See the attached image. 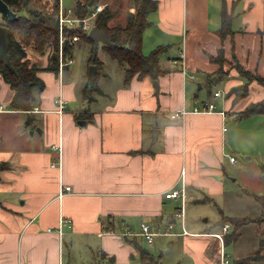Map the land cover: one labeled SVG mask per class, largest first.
I'll return each instance as SVG.
<instances>
[{
	"label": "crops",
	"instance_id": "crops-1",
	"mask_svg": "<svg viewBox=\"0 0 264 264\" xmlns=\"http://www.w3.org/2000/svg\"><path fill=\"white\" fill-rule=\"evenodd\" d=\"M118 1L124 7L120 19L113 20L124 23L135 8L126 3L131 0ZM157 1L142 38L145 54L164 47L160 66L165 73L157 79L134 76L124 84L123 70V77L110 83L106 72L99 81L100 72L96 87L85 95L89 58L75 62L73 51L58 71H38L45 84L40 100L23 111L4 106L10 105L14 92L0 76V162L8 163L0 170V264H71L77 246L89 252L91 264H143L140 259L153 258L148 250L141 255L138 238L146 241L135 231L142 222L164 230L171 221L172 228L182 223L179 235L186 232L185 241L199 250L193 264H223L227 241L222 236L228 233L223 223L220 232L187 234L184 216L172 220L181 199L165 193L185 191L184 205L187 193L198 197V190L222 192L223 156L229 144L228 129L222 127L235 112L264 99V91L259 99L245 102L244 97L226 95L227 89L242 83L230 69L225 91L218 89L223 102L213 100L214 112L188 113L177 120L170 113L178 107L190 110L209 97L210 92L200 97L193 80L198 73L205 75L203 88L231 59L264 75V0ZM219 52L222 62L210 58ZM38 57L45 67L47 55ZM250 87L259 93L263 89L257 83ZM57 97L65 100L63 108ZM66 185L69 191L63 190ZM233 262L229 258V264Z\"/></svg>",
	"mask_w": 264,
	"mask_h": 264
},
{
	"label": "rangeland",
	"instance_id": "rangeland-1",
	"mask_svg": "<svg viewBox=\"0 0 264 264\" xmlns=\"http://www.w3.org/2000/svg\"><path fill=\"white\" fill-rule=\"evenodd\" d=\"M72 1L73 0H61V3L62 6L67 7L71 5L70 3ZM116 1L117 6L114 4V7H110L114 10L115 7L119 8L115 10V12H117L116 16L120 19V14L124 5L122 1ZM116 1L111 3H115ZM126 3L132 2L128 1ZM40 4L49 7L51 6V1L40 0ZM2 20V16L0 15V21ZM114 23H116L114 20L110 22V24ZM0 24L3 25L2 22ZM90 48V44H86L85 42L78 43L74 50L75 62L84 60V58L87 60V58H89ZM28 54L31 58L36 60L38 65H42V58L38 57L31 50H28ZM97 57L104 63L103 70L99 75V81L104 79L103 74L106 72L110 75V83H117L121 79V76L123 77V65H119L117 61L110 58L103 50L101 43H99L97 48ZM45 62L44 60V63ZM236 62L235 59H231L228 61V67L225 70L221 68L223 70L220 69L210 76V79L214 76L217 77L212 83L209 84L206 79L204 87L198 90L200 97L204 94L206 95L208 92H210L209 95L212 96L216 89L225 91V84L232 77L228 76L229 70L235 69L234 66ZM236 72L237 75L242 78V83L233 86L231 89H227L230 91L229 95L234 99L244 97V100L242 99L241 102H245V100H248L250 97L259 99L261 96L260 94H263L264 87L256 81L247 80L244 76L239 75L237 70ZM204 78L205 75L198 73L196 79L193 80L195 89L198 87V83L204 82ZM252 83H257L263 87L260 93L254 88L251 90L250 85ZM253 91L255 92L253 93ZM200 97H198V100ZM213 100H221L222 103L223 97H216L213 98ZM248 102L250 103V101ZM0 103L2 102L0 101ZM4 106H9V104H4ZM224 126L228 129L225 133V139L229 144L227 143L223 156V172L221 173L223 190L222 192L217 190H213L212 192H208L204 189L198 190V197H194V195L191 194L188 195L187 193V199L183 205L184 226L187 231L220 232L222 226L221 220H225L229 224V230L227 234H223L222 236L224 242L226 238L232 237L234 233H237L236 245L232 239L227 241L226 245H223V251L228 253L231 261H234L233 264H263L261 260L257 259V252L260 254L264 253V248H259V251L257 248L259 247L260 239L264 237V223L257 220L261 212L258 197L264 194V113L241 115V112H235L234 117L226 120ZM231 156L235 161L230 160ZM176 202V206L182 205L180 200ZM222 217L223 219H221ZM228 217L242 218L245 221L242 222L243 224L238 225L239 228L237 229L230 220H227ZM181 230L182 223L177 221L174 223L168 235L155 236L152 244H147L138 238L139 244L148 250L149 257L153 258L144 257L140 259V262L142 260L143 264H193L192 259L199 250L197 251L196 248L185 241L184 235L186 232L179 235ZM139 231L140 229H137L134 234L139 233ZM190 231H188L187 234L190 233ZM214 251H216L215 258L219 259L220 256L217 253L218 247H215ZM212 252L213 251L209 250V254ZM72 253L73 259H70L71 264H91L93 261V259H89V252L79 246L73 248Z\"/></svg>",
	"mask_w": 264,
	"mask_h": 264
},
{
	"label": "trees",
	"instance_id": "trees-1",
	"mask_svg": "<svg viewBox=\"0 0 264 264\" xmlns=\"http://www.w3.org/2000/svg\"><path fill=\"white\" fill-rule=\"evenodd\" d=\"M3 1L15 12L16 17L8 22L2 17L3 20L0 21L8 29L7 57L6 60H0V76L10 85L14 92L9 107L11 109L30 111L39 102L38 94L45 86L44 81L38 76V71L41 69L58 71L60 62L59 0H50L51 6L49 7L40 4V0ZM131 1L135 10L128 12L124 23L116 22L110 24L116 16L117 12L115 10L119 9L115 7L114 10L110 6L114 7V4L117 6V1L115 3H107L93 20V25L97 26L107 38L116 43L114 46L102 44V48L110 58L117 61L119 65H123L124 84H128L134 76L142 77L148 75L152 79H157L159 75L165 73L160 66V53L164 50L163 45L157 46L147 54L142 51L143 31L149 24L147 15L157 9L158 1ZM98 2L100 0H74L75 14L78 17L87 16L91 11V7ZM62 30L63 36L67 38L66 42L62 43V58L64 60L71 58L78 43H89L91 45L89 64H95L97 74L100 73L104 63L97 57V54L95 58L93 57V41L88 37L87 31L81 26L72 27L69 25H64ZM74 34H78L79 39L72 43L70 40ZM28 50L38 56L46 54L48 57L47 65L40 67L36 60L30 57ZM210 58L220 62L223 61L220 52L216 56H210ZM234 67L239 75L244 76L247 80L256 81L264 87V75L245 69L238 61ZM95 87L96 80L92 84L88 83L83 88V93L87 95L88 89ZM229 93L230 91H227L226 95L229 96ZM252 113H264V99L252 102L241 112V115ZM7 167V162H0V170ZM258 203L261 206V212L257 221L264 223V194L258 197ZM227 220H230L237 229L239 228L238 225L243 224L242 222L245 221L242 218L231 217H228ZM224 222L226 221L221 220V223L224 224ZM236 236L237 233H234L232 237L226 238V241L235 240ZM138 247L141 255L148 253L141 245ZM259 248H264V237L259 241L258 251L260 250ZM257 255V259L264 264V253L260 254L257 252Z\"/></svg>",
	"mask_w": 264,
	"mask_h": 264
},
{
	"label": "built area",
	"instance_id": "built-area-1",
	"mask_svg": "<svg viewBox=\"0 0 264 264\" xmlns=\"http://www.w3.org/2000/svg\"><path fill=\"white\" fill-rule=\"evenodd\" d=\"M104 6L105 5L102 3H96L95 5L91 7V11L87 16L78 17L75 14L74 5L65 7V6H62L61 0H59L58 21L60 25V37H59V42H60V49H59L60 50V62L59 64L60 65H62L63 63H66L67 61L62 58V48H61L62 43L65 41V39L67 40V38L63 36V30H62L63 26L64 25H69L72 27L81 26L88 33L91 27L93 26L94 18L96 17L98 12L103 10ZM78 39H79V35L74 34L70 41L74 43ZM178 53H179L180 60L183 62L184 54L181 53L180 50L178 51ZM174 62H177V61L175 59H172L171 65H174ZM181 68H183L182 64H181ZM220 96H222V92L220 90H215L212 96L206 97L202 99L200 102H198L197 104H194L192 108H190V110H188L185 107H178L174 109L170 113V118L172 120H177L179 118L185 117L188 113H212L217 108L216 104L213 101V98L220 97ZM55 101L60 106V108H63L65 106V100L63 98L57 97ZM217 112L225 116L223 111H217ZM222 130L225 131L226 127L223 126ZM54 150H58V147L55 146ZM230 160L235 161V159L232 156L230 157ZM54 163H55V159L52 160L51 166H54ZM63 190L69 191L70 186L69 185L64 186ZM60 195H62V193H60ZM165 197L181 199L182 205L178 206L176 211L173 213L172 220L182 219L184 216L183 203H184V199L186 198L185 191L180 190V189H172L171 191L165 193ZM171 228H172V221L169 224H167L164 230H159L155 225H151L147 222H142L140 224V231L137 234H139L147 243L151 244L154 242L155 236L162 235V234H169ZM222 230L223 232L225 231L228 232L229 224L224 223L222 226ZM222 259H223V264H229L228 254L226 253L222 254Z\"/></svg>",
	"mask_w": 264,
	"mask_h": 264
},
{
	"label": "water",
	"instance_id": "water-1",
	"mask_svg": "<svg viewBox=\"0 0 264 264\" xmlns=\"http://www.w3.org/2000/svg\"><path fill=\"white\" fill-rule=\"evenodd\" d=\"M0 14L2 17L5 18V21L8 22L16 17L15 12H13L10 7L4 2L0 0ZM7 33L8 29L3 24H0V60H6L7 57ZM88 37L93 41V57H96L97 48L99 43L107 44V45H116V43L112 42L109 38H107L98 28L97 26L93 25L88 32ZM66 42V39L65 41ZM7 63V62H6ZM97 68L95 64H90L89 66V81L92 84L96 78ZM216 76L212 77L210 81L216 80ZM154 85L156 90H158V82L154 80ZM202 88V84L198 83L197 90ZM197 95V93H195Z\"/></svg>",
	"mask_w": 264,
	"mask_h": 264
}]
</instances>
